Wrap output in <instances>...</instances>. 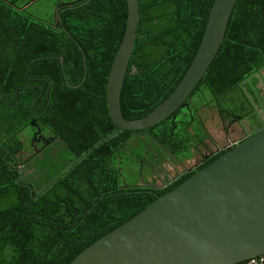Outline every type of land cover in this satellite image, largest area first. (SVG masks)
Returning a JSON list of instances; mask_svg holds the SVG:
<instances>
[{"label":"trees","instance_id":"obj_1","mask_svg":"<svg viewBox=\"0 0 264 264\" xmlns=\"http://www.w3.org/2000/svg\"><path fill=\"white\" fill-rule=\"evenodd\" d=\"M137 2L136 36L120 95L128 120L152 112L178 85L201 43L213 0ZM50 5L0 0V264H69L194 174L160 192L123 181L122 168L138 164L131 153L144 149L142 140L135 147L132 141L145 132L188 158L194 141L190 118L179 123L172 118L177 112L149 129L121 131L93 149L118 130L108 115L106 84L125 30L126 2L84 0L55 21ZM262 70L264 0H236L222 44L192 95L207 91L219 109L244 116L250 98L257 103ZM31 122L58 140V150L54 158L45 151L22 168L17 152L28 149L21 133L30 138ZM157 143L151 146L158 149Z\"/></svg>","mask_w":264,"mask_h":264},{"label":"water","instance_id":"obj_2","mask_svg":"<svg viewBox=\"0 0 264 264\" xmlns=\"http://www.w3.org/2000/svg\"><path fill=\"white\" fill-rule=\"evenodd\" d=\"M125 2V30L106 84L108 115L118 130L93 149L121 131L149 129L183 106L217 54L236 0H213L201 43L184 76L158 107L135 120L124 118L120 110V95L139 19L137 0ZM243 262L264 264V127L158 196L69 264Z\"/></svg>","mask_w":264,"mask_h":264},{"label":"flooded vegetation","instance_id":"obj_3","mask_svg":"<svg viewBox=\"0 0 264 264\" xmlns=\"http://www.w3.org/2000/svg\"><path fill=\"white\" fill-rule=\"evenodd\" d=\"M82 1L84 0H49L53 13L52 21H55L64 10L75 7ZM29 5L24 6V9ZM263 72L264 70L259 74H263ZM258 88L257 103L250 98L252 104L250 113L244 116L233 115L219 109L218 105L206 99L200 91L201 89H197L194 95L191 93L183 106L179 107L175 111L177 113L172 117L179 123L180 117L190 118L188 131L193 133L194 141L190 147L188 158L184 160L178 153L173 154L166 149L165 145L157 143V140L154 141L150 132L137 135L132 143H135L133 144L135 147L138 141L142 140L144 149L142 154L134 152L131 155L138 161L139 173L146 174V178L144 175L140 177L141 183L137 186L154 192L163 191L192 172H197L207 161L231 149L235 144L264 127V92ZM194 97L196 99L199 97L200 101L196 102ZM30 126L33 128V132L27 141L26 134L21 133V143L27 142L28 149L17 152L19 165L22 168L42 158L45 151H48V154L54 158L53 154L58 150V147L54 145L58 141L57 139L44 133L34 122H31ZM198 130L202 132L201 136L197 135ZM152 142L157 143L158 149L151 146ZM133 173L135 174V171Z\"/></svg>","mask_w":264,"mask_h":264},{"label":"rangeland","instance_id":"obj_4","mask_svg":"<svg viewBox=\"0 0 264 264\" xmlns=\"http://www.w3.org/2000/svg\"><path fill=\"white\" fill-rule=\"evenodd\" d=\"M40 7L39 6H35V7H33L32 9H31V11H35L34 13H36V10L37 9H39ZM261 77H262V75L261 74H257V78H258V82L260 81V79H261ZM205 94V97H206V99H210V95H209V93H207V91L204 93ZM195 99V101L196 102H198V100L196 99V97H194ZM126 156L128 157V158H130L129 157V151L126 153ZM126 156H124V158L126 157ZM139 170H140V167L138 166V164H136V163H133V165H131V168H122V174H123V177H124V182L125 183H127V184H131V185H140V177L141 176H143L144 175V177L146 176V174L145 173H143V175H141L140 173H139ZM132 171H135V175H133V176H131L130 174H131V172ZM138 171V172H137ZM146 178V177H145Z\"/></svg>","mask_w":264,"mask_h":264},{"label":"crops","instance_id":"obj_5","mask_svg":"<svg viewBox=\"0 0 264 264\" xmlns=\"http://www.w3.org/2000/svg\"><path fill=\"white\" fill-rule=\"evenodd\" d=\"M261 75H262V77H261L260 81L257 84V88L259 87L258 89H261L264 92V85H263V82H264V72Z\"/></svg>","mask_w":264,"mask_h":264}]
</instances>
